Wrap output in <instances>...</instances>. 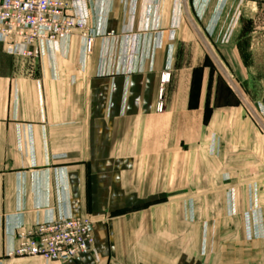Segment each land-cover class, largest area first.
<instances>
[{
    "label": "crops",
    "instance_id": "crops-1",
    "mask_svg": "<svg viewBox=\"0 0 264 264\" xmlns=\"http://www.w3.org/2000/svg\"><path fill=\"white\" fill-rule=\"evenodd\" d=\"M80 8L91 54L0 43V264H264V0ZM64 216L95 251L9 257Z\"/></svg>",
    "mask_w": 264,
    "mask_h": 264
},
{
    "label": "built area",
    "instance_id": "built-area-1",
    "mask_svg": "<svg viewBox=\"0 0 264 264\" xmlns=\"http://www.w3.org/2000/svg\"><path fill=\"white\" fill-rule=\"evenodd\" d=\"M88 0H0V43L12 56L32 58L35 48L43 43H61L76 32L85 41L86 52L94 50L96 34L89 27L81 4ZM162 76V84L169 82ZM158 112H163V89ZM92 217L64 216L55 221L22 229L17 248L9 257H42L64 263L85 252L95 251Z\"/></svg>",
    "mask_w": 264,
    "mask_h": 264
}]
</instances>
